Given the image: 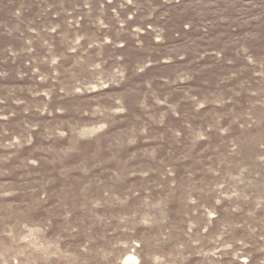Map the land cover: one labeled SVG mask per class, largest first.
Listing matches in <instances>:
<instances>
[{"label": "rangeland", "instance_id": "rangeland-1", "mask_svg": "<svg viewBox=\"0 0 264 264\" xmlns=\"http://www.w3.org/2000/svg\"><path fill=\"white\" fill-rule=\"evenodd\" d=\"M0 264H264V0H0Z\"/></svg>", "mask_w": 264, "mask_h": 264}]
</instances>
